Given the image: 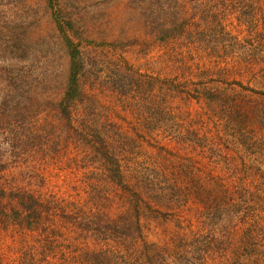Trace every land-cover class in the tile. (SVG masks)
<instances>
[{
  "label": "rangeland",
  "instance_id": "1",
  "mask_svg": "<svg viewBox=\"0 0 264 264\" xmlns=\"http://www.w3.org/2000/svg\"><path fill=\"white\" fill-rule=\"evenodd\" d=\"M151 2L0 0V183L3 186L24 189L44 201L58 200L69 207L71 202H79L90 215L99 212L107 217H118L123 210L122 198L116 200L113 196L110 174L105 168L100 171L101 158L79 152L75 143L69 144L66 151L59 148L58 135L65 122L58 111V103L68 82L70 66L65 34L79 43L82 50L85 71L81 78L89 92L86 109L89 113L98 111L101 118L111 116L133 141L136 139L135 144L139 143L144 124L139 122L130 97L113 82L117 78H127L132 67L153 69V56L169 49L158 47L146 25ZM213 2L221 7L217 17L223 18L225 29L231 33L226 34L225 39L217 37L209 43L215 54L213 64L221 66L222 71L211 72L208 76L196 70L193 77L196 84L191 89L197 88L198 92L191 99L181 100L178 93H174L170 109L176 115L177 125L180 124L188 136L179 140L159 131L158 140L172 151L191 150L190 155L205 162L197 155L196 143L201 142L205 134L207 140L214 137L219 120L230 124L225 138L216 142L226 158L210 175L214 180V175L222 177L225 180L222 190H229L239 180H246L257 164L264 169V92L242 89L234 83L232 75L224 77L239 66L237 61L244 60L240 55L247 43L258 39L260 32L258 28L252 29L251 21L255 20L258 27L264 29V0H234L236 5L232 10L226 0L222 1V6L218 0L207 3L212 6ZM216 19L212 21L215 24ZM182 74L178 78H185ZM170 82L178 84L174 80ZM217 85L227 91L228 86H235L248 107L230 111L222 99L224 90L216 91ZM258 86L264 90V82ZM133 94L141 100V93L133 91ZM239 128L250 143L246 149L235 142ZM143 143L144 146L141 144L137 150L133 148L135 153L130 159L124 158L131 164V172L138 170L151 180L184 175L173 163L176 159L163 161L162 154L150 145L151 141ZM254 143L259 146L252 147ZM214 180L210 181V187L217 192ZM139 189H143L142 196L150 194L143 185ZM222 190L218 186V192ZM106 195L109 196L102 203ZM142 222L148 244L154 243L159 250L153 254L151 264L204 262L193 252L191 228L180 227L170 219H152L149 213L143 214ZM35 235L10 222L0 223V264L18 262L29 251ZM90 238L85 242L89 247L106 245L104 239L93 242Z\"/></svg>",
  "mask_w": 264,
  "mask_h": 264
},
{
  "label": "trees",
  "instance_id": "2",
  "mask_svg": "<svg viewBox=\"0 0 264 264\" xmlns=\"http://www.w3.org/2000/svg\"><path fill=\"white\" fill-rule=\"evenodd\" d=\"M208 1L152 0L146 25L158 47L169 49L153 56V69L132 67L127 78H117L120 83L113 82L130 97L139 122L144 124L136 144V139L133 141L111 116L101 118L98 111L89 113L86 109L89 92L81 78L85 71L82 50L79 43L65 34L70 66L68 82L58 103L65 122L58 135L59 148L66 151L69 144L75 143L79 152L100 157V171L105 168L110 174L113 196L116 200L122 198L123 210L117 218L99 212L90 215L79 202H71L69 207L58 200L44 201L27 190L9 189L0 183V223L10 222L36 234L26 255L13 264H151L153 254L159 250L154 243L147 242L142 222L144 213H149L152 219H170L180 227L191 228L193 252L204 264H264V169L261 164L253 168L246 180H239L229 190H222L225 185L222 177L214 175L215 182L210 176L226 158L216 142L225 138L230 124L219 120L214 137L207 140L205 134L201 142L196 143L197 155L205 162L190 155L191 150L172 151L158 140L159 131L179 140L188 136V132L177 125L176 115L170 109L174 93H178L181 100L191 99L198 92L197 88L191 89L196 84L193 78L196 70L208 76L222 71L221 66L213 64L215 54L209 43L217 37L225 39V35L231 33L225 29L223 18L217 17L221 7L215 2L208 5ZM218 1L222 6L224 0ZM226 2L231 10L236 5L234 0ZM215 19L217 24L212 22ZM250 26L258 28V39L247 43L240 55L244 60L237 61L239 66L224 77L232 75L234 83L242 89L263 94L258 84L264 82V29L259 28L255 20ZM189 66V70H185ZM181 74L185 78H178ZM175 76L177 78H172ZM171 80L178 84L169 83ZM178 85L181 87L177 88ZM216 87L218 92L224 90L222 99L230 111L247 106L235 86H228L229 91L220 85ZM133 91L141 93V100ZM177 117L180 118V114ZM183 121L187 123L185 116ZM239 129L235 142L246 149L250 143ZM144 141L152 142L150 145L162 154L163 161L176 159L173 163L184 175L151 180L138 170L131 172V164L124 158L130 159L135 153L133 148L144 146ZM258 146L254 143L252 147ZM212 179L217 192L210 187ZM141 185L150 193L147 197L142 196ZM218 186L223 192H218ZM108 196H104L102 203ZM89 237L93 242L104 239L106 245L89 247L85 243Z\"/></svg>",
  "mask_w": 264,
  "mask_h": 264
}]
</instances>
